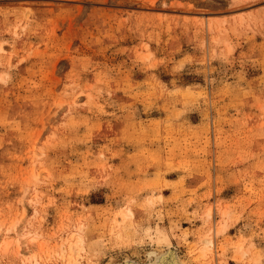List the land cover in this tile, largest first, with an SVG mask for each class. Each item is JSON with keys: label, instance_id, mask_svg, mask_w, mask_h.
I'll return each instance as SVG.
<instances>
[{"label": "rangeland", "instance_id": "rangeland-1", "mask_svg": "<svg viewBox=\"0 0 264 264\" xmlns=\"http://www.w3.org/2000/svg\"><path fill=\"white\" fill-rule=\"evenodd\" d=\"M0 264H264V0H0Z\"/></svg>", "mask_w": 264, "mask_h": 264}, {"label": "bare ground", "instance_id": "bare-ground-1", "mask_svg": "<svg viewBox=\"0 0 264 264\" xmlns=\"http://www.w3.org/2000/svg\"><path fill=\"white\" fill-rule=\"evenodd\" d=\"M202 242L205 246H209L211 244V240L208 238H205Z\"/></svg>", "mask_w": 264, "mask_h": 264}]
</instances>
